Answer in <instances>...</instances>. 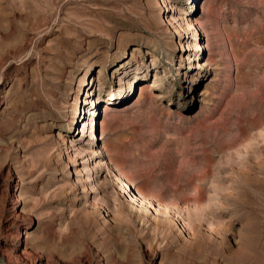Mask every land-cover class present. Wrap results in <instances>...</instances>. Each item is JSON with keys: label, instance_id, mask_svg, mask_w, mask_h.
Here are the masks:
<instances>
[{"label": "rangeland", "instance_id": "obj_1", "mask_svg": "<svg viewBox=\"0 0 264 264\" xmlns=\"http://www.w3.org/2000/svg\"><path fill=\"white\" fill-rule=\"evenodd\" d=\"M0 139L8 264H264V0H0Z\"/></svg>", "mask_w": 264, "mask_h": 264}, {"label": "bare ground", "instance_id": "obj_2", "mask_svg": "<svg viewBox=\"0 0 264 264\" xmlns=\"http://www.w3.org/2000/svg\"><path fill=\"white\" fill-rule=\"evenodd\" d=\"M144 43H145V41H144ZM136 53V50H134V53L133 54H135ZM133 57H135L136 56V54L135 55H132ZM68 95V94H67ZM47 97H48V99H49V102H50V104H52V105H55V103L57 102V100H56V98L55 97H53V96H48L47 95ZM49 104V105H50ZM29 119H30V115H28L27 117H26V121L25 122H28L29 121ZM24 122V123H25ZM7 139H9V138H7ZM0 141H2L1 139H0ZM4 143V142H3ZM1 144V143H0ZM1 145H3V144H1ZM44 215V214H43ZM42 217V216H41ZM51 220V219H50ZM37 221V220H36ZM42 222V221H41Z\"/></svg>", "mask_w": 264, "mask_h": 264}, {"label": "water", "instance_id": "obj_3", "mask_svg": "<svg viewBox=\"0 0 264 264\" xmlns=\"http://www.w3.org/2000/svg\"><path fill=\"white\" fill-rule=\"evenodd\" d=\"M0 263H1V264H8V263L5 261V259H3L1 256H0Z\"/></svg>", "mask_w": 264, "mask_h": 264}]
</instances>
